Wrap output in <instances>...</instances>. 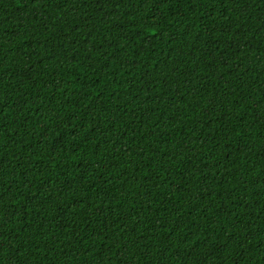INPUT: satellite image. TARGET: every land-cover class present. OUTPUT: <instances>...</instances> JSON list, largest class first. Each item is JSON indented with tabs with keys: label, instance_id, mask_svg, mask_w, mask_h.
<instances>
[{
	"label": "trees",
	"instance_id": "obj_1",
	"mask_svg": "<svg viewBox=\"0 0 264 264\" xmlns=\"http://www.w3.org/2000/svg\"><path fill=\"white\" fill-rule=\"evenodd\" d=\"M0 264H264V0H0Z\"/></svg>",
	"mask_w": 264,
	"mask_h": 264
}]
</instances>
